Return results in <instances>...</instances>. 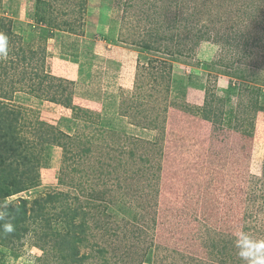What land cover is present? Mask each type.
<instances>
[{
  "label": "rangeland",
  "instance_id": "374dc122",
  "mask_svg": "<svg viewBox=\"0 0 264 264\" xmlns=\"http://www.w3.org/2000/svg\"><path fill=\"white\" fill-rule=\"evenodd\" d=\"M83 2L55 3L54 26L63 28L44 25L43 35L34 19L35 0H0V34L14 38L7 55L0 57V84L9 83L0 88L8 92L5 103L70 136L99 141L95 165L107 152L105 132L119 133L123 140L127 134L130 139L126 153L102 157L110 175L92 186L107 193V202L122 197L134 213L145 216L139 224L143 231L135 233L141 239L122 241L120 236L119 241L112 236L114 226L105 236L104 228L91 221L90 241L81 254L100 245L109 250L114 264H119L117 258L121 264L146 260L150 251V261L143 264H245L235 247L237 234L264 239V0H85L84 7ZM162 40L156 51L139 45ZM20 48L26 52L25 61L15 55ZM152 63L172 69L171 78L154 88L150 74L156 70H145ZM23 72L34 78L30 84L22 79ZM36 72L66 81L73 105L90 110L96 124L75 120L71 110L34 91L33 84L39 82ZM233 84L236 89L231 92ZM212 93L224 103L210 101ZM131 96H142L140 101L150 105L153 112L148 118L165 124L163 134L134 125L145 121L147 114L122 116L127 105L122 100ZM208 102L213 114L218 105L223 110L220 125L199 117ZM256 107L262 111L256 112ZM27 128L23 133L31 136ZM157 136L163 139L155 148L151 143ZM129 150L135 160L129 158ZM140 153L147 161L139 164ZM65 165L61 148L45 146L40 186L4 201L0 215L22 198L31 206L34 200L61 191L70 192V206L87 204L88 193L70 179L78 173L60 184ZM110 206L115 212L117 205ZM100 217L104 227L106 216ZM120 218L130 219L123 213ZM122 228L124 233L132 229ZM42 234L33 226L26 239L11 243L13 249L0 245V264H43ZM100 263L91 259L86 264Z\"/></svg>",
  "mask_w": 264,
  "mask_h": 264
},
{
  "label": "trees",
  "instance_id": "16d2710c",
  "mask_svg": "<svg viewBox=\"0 0 264 264\" xmlns=\"http://www.w3.org/2000/svg\"><path fill=\"white\" fill-rule=\"evenodd\" d=\"M59 2L69 3L72 2V0H35L34 19L41 27L40 34H45L46 29L44 25L47 24L56 29L63 28L61 27L62 25L54 26V18L51 15L55 8L53 5ZM80 5L84 7L85 0L83 3H80ZM13 40L14 38L7 40V46L12 43ZM164 40H170V38H164ZM230 41V39H227V41L224 42L229 45ZM161 42L164 43L162 40L148 43L139 42V45L143 49L156 51ZM171 42L176 41L172 40ZM177 43L181 44L180 42ZM178 51L182 52L180 50ZM37 54V52H33V56ZM15 55L19 56L21 60H26V52L23 48H20ZM42 56H45V50L42 51ZM153 64L154 63L148 65L145 69L152 70L154 68L156 70V73L150 74L152 77V82L150 83L154 85L151 88L156 86L155 83L161 85L159 83L160 81L164 82L170 79L172 75L170 66L164 63L161 65L157 64V66ZM158 66L159 68L157 70L156 67ZM1 68L3 67L0 64V69ZM245 72L248 76L250 75L249 71L246 70ZM235 75L238 76L237 71ZM35 78L39 80V82L33 84L34 91L44 95L49 102L71 110L75 120L94 125L96 124L97 121L94 122L92 119L91 115L93 113L90 110H85L73 105L72 89L66 81L50 76L49 74H43V72L41 74L36 72ZM22 79L29 80L30 84L34 78L29 76L28 73L23 72ZM8 84L7 82H2L0 88ZM230 88L231 92H234L236 84H233ZM7 96L8 92H4V89H0V99H2L0 101V204L13 196L29 192L40 186L41 160L44 147L48 145L58 146L63 150L64 163H66V165L61 169L62 177L59 179L60 184H66L71 173H78L77 177L72 176V178H70L72 180L71 182L75 185V182L78 181V184H76L77 187L87 192L88 194H85L91 199L85 205L81 204L73 207L70 206L68 202L69 199L72 198L70 192L64 193L61 191L48 193L45 198L34 200L31 206H29V201L24 198L20 199L19 203L15 206L13 204H8L6 208H3L4 215H0V245H8L9 249H13L10 246L11 243L21 242L26 239L34 226V228H38L43 233L42 244L40 246L46 255L43 264H86L87 261L91 259L101 260L100 264H114L115 262L112 263L110 261L108 256L109 250L107 248L94 245L96 249L92 246L91 253L81 254V247L87 246L90 241L91 221L95 222L94 226L96 225V227L101 226L104 228L105 236L110 233L111 227L114 226V230H111L113 232L112 236H116L119 241L120 236H122V241L141 239V237L136 234L139 233L140 230L143 231L139 224L141 220L145 221V216L134 213L136 212L134 207L122 197L121 199L118 198V201L107 202L105 199L107 193L105 191L102 192L103 190L99 192V190L96 188L94 189L92 186L94 184L93 181L97 180L104 182L110 175V170L108 169L109 165L107 162H104V158L102 159V157L105 155L107 158L112 159L115 153H120V155L126 153L124 150L128 148L129 136L126 134L123 140V137L119 133L116 134L110 131L105 132L104 135L108 133L105 142L107 152L98 159L96 162L97 165H95L92 159L96 156V153L100 151L99 141L93 140V138L70 136L58 129V127L41 121L37 117L34 120L28 119V117H26L27 114L22 108H12V106L5 103V101L8 100ZM134 96H131L129 100H122L127 104L125 111H123L124 113L122 112V116L129 117L132 112L136 117L143 116L145 118L144 114H147L145 121L138 125L133 124L143 130L159 131L157 132L158 134L160 132L163 134L165 124L160 123L156 120L157 118L153 116L149 119L148 114L153 112V110L150 109V105L146 107L147 104L140 101L142 96H140L139 99L138 97L134 98ZM212 97L210 101H215L216 103H224L225 101L217 98L214 93H212ZM211 103L212 102H208L204 105L199 117L205 121L220 125L224 112L218 105L217 113L213 114ZM257 105L258 104H255V106ZM255 111L259 112L262 111V109L256 107ZM238 121L242 122L245 120H241L239 117ZM228 123L229 125L231 124L229 121ZM250 125L253 126V123L251 122ZM25 127H28L27 129L32 131L31 136L24 135L23 129ZM32 136H34L33 139L31 138ZM103 137L101 134L100 139ZM156 138L157 142L151 143L155 148L158 147V141L163 139V136H157ZM110 142H113V144H110ZM132 146L133 148L136 147L135 144H132ZM111 152L113 153L112 157ZM127 153L130 159L135 160L133 150H129ZM143 154L144 153H140V155H138L139 164L140 161H147ZM114 159L116 160L117 157ZM85 162H88V164H84ZM118 164L121 166L120 168H122L123 162L121 159L118 160ZM123 170L127 171L126 167L123 168ZM143 171L144 170L141 168L139 172ZM154 176H156V174ZM154 184L153 182L149 183V187L153 191L156 188ZM75 199L79 203L80 198L75 196ZM110 205H117L115 212L111 210L112 207ZM56 210L59 211L55 214L54 211ZM94 211H96V214ZM108 212H111V214H107ZM101 213L104 214V217L106 216V218H104V227L102 223L103 220L100 217ZM121 213H123L124 216H128V218L130 217V219L120 218ZM6 224H11L13 230L10 232L5 231L4 225ZM121 226L127 228L132 227L131 233H124L125 229ZM134 227L136 229L135 232L133 231ZM61 229H64V232H61ZM141 233H146L145 237L149 238L147 232ZM150 249L152 248L150 247ZM151 253L152 251L148 252V255H144V257H147L146 260H143V258L139 259V261L137 259L127 263L125 262V258L124 261L122 258L121 260L126 264H143L145 261H150ZM117 259L118 263L121 264L119 258Z\"/></svg>",
  "mask_w": 264,
  "mask_h": 264
},
{
  "label": "clouds",
  "instance_id": "9594fccd",
  "mask_svg": "<svg viewBox=\"0 0 264 264\" xmlns=\"http://www.w3.org/2000/svg\"><path fill=\"white\" fill-rule=\"evenodd\" d=\"M7 55V37L0 34V57ZM5 231H12L11 224L4 225ZM235 247L239 250L238 255L245 264H264V239L256 240L247 233L239 232L235 239Z\"/></svg>",
  "mask_w": 264,
  "mask_h": 264
}]
</instances>
